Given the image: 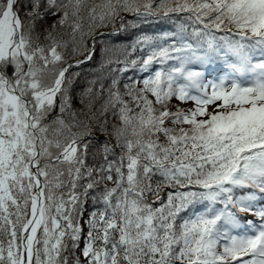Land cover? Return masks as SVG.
<instances>
[{"label": "snow or ice", "instance_id": "obj_1", "mask_svg": "<svg viewBox=\"0 0 264 264\" xmlns=\"http://www.w3.org/2000/svg\"><path fill=\"white\" fill-rule=\"evenodd\" d=\"M0 264H264V0H0Z\"/></svg>", "mask_w": 264, "mask_h": 264}]
</instances>
